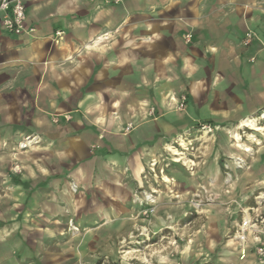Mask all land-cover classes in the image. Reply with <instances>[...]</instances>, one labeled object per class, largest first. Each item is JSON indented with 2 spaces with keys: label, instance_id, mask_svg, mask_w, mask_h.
Wrapping results in <instances>:
<instances>
[{
  "label": "crops",
  "instance_id": "0c3cea01",
  "mask_svg": "<svg viewBox=\"0 0 264 264\" xmlns=\"http://www.w3.org/2000/svg\"><path fill=\"white\" fill-rule=\"evenodd\" d=\"M26 17L31 34L0 17V264H110L163 222L135 198L164 143L264 108V0H29Z\"/></svg>",
  "mask_w": 264,
  "mask_h": 264
},
{
  "label": "rangeland",
  "instance_id": "374dc122",
  "mask_svg": "<svg viewBox=\"0 0 264 264\" xmlns=\"http://www.w3.org/2000/svg\"><path fill=\"white\" fill-rule=\"evenodd\" d=\"M109 40L111 35L94 45H105ZM90 44L84 49L94 47ZM184 109L185 106L177 107L179 111ZM247 118L255 119L263 129L239 128L240 120L198 122L164 143L148 162L149 166L154 158L158 161V178L145 177L150 187L141 188L135 198L142 206L137 217L145 219L157 212L163 222L149 231L138 227L110 264H121L122 260L125 264H264V108L243 119ZM202 124L213 130L208 134L200 132ZM235 130L251 148L250 153L236 146L231 136ZM251 134L256 141L250 139ZM181 135L188 138L184 139L183 148L176 145L168 151L172 141L179 140ZM189 143L193 150L191 146L184 149ZM189 157L196 159L193 169ZM237 157L245 159L242 167L236 166ZM152 190L156 193L152 194ZM147 194L154 195V204L147 203ZM144 195L147 202H143ZM250 220L247 242L242 246L238 231L244 221ZM69 225L73 232L77 231L71 221Z\"/></svg>",
  "mask_w": 264,
  "mask_h": 264
},
{
  "label": "built area",
  "instance_id": "2783aa9c",
  "mask_svg": "<svg viewBox=\"0 0 264 264\" xmlns=\"http://www.w3.org/2000/svg\"><path fill=\"white\" fill-rule=\"evenodd\" d=\"M29 0H0V17L2 20V25L3 28L9 32V33H13V34H23V33H27V34H31L35 31V27L33 26H28L26 25V2ZM111 0H107V2H109ZM116 3H118L120 0H112ZM107 36V35H106ZM192 33L189 32L185 35V40L187 42H190L192 39ZM64 37H65V32L63 30H56L53 36V42L56 45H61L64 41ZM257 37V34L252 31V30H248L242 40L243 45L248 46L252 43L253 39ZM250 62H254L255 61V57L252 56L249 59ZM185 96L181 97V100L178 103V108L179 109H183L185 106ZM70 116H67V118H69ZM133 128V125L130 123L127 125V130H131ZM212 127L210 125L207 124H202L199 127V131L205 133H209L210 131H212ZM242 136V135H241ZM185 140H188V138H186L184 135L180 136V141L182 140V142H180L179 140H174L171 143L170 148H168V151H173L172 148H176L177 147H182L183 145H185ZM243 139V138H242ZM39 138L38 136L35 135H28L26 136L20 143H19V148L22 150L28 149L32 146H34L35 144H37L39 142ZM191 146V149L193 150L194 147L192 146L191 143H189V145H187L186 148L184 149H189ZM250 148V147H248ZM176 150V149H175ZM177 151V150H176ZM243 151L245 153H250V150H244ZM183 153V152H181ZM178 153H176L177 155ZM190 167L193 169L196 166V159L194 157H189L187 158ZM179 161V160H176ZM157 164L158 161L154 158L151 162L150 165L148 166V170L145 173V177H156L158 178V172H157ZM235 164L237 167H242L245 164V159L243 157H237L235 159ZM164 168L160 169L159 172H163ZM73 187V186H72ZM77 186L73 189L74 191H76ZM154 190H152V194H155L156 192H153ZM145 194L147 193L146 191L144 192ZM143 202H147L145 200V195H144V200ZM150 204H154L155 202H147ZM252 224V220L250 221H244L242 226L240 227L239 231H238V242L240 245L245 246L246 242H247V232L250 228ZM78 228L75 227L74 230ZM243 251H245V248L243 249Z\"/></svg>",
  "mask_w": 264,
  "mask_h": 264
},
{
  "label": "bare ground",
  "instance_id": "6f19581e",
  "mask_svg": "<svg viewBox=\"0 0 264 264\" xmlns=\"http://www.w3.org/2000/svg\"><path fill=\"white\" fill-rule=\"evenodd\" d=\"M103 38H104V36H103V37H98V38L94 39L93 41H91L90 46H93L95 43L101 41ZM88 46H89V45H88ZM242 126L250 127V128H252V129H254V130H262V129H263L262 127L258 126V125L256 124V122H255V119H252V118L244 119V120L242 121V123L240 124L239 128H241ZM231 136L235 139V141H236V146H237L238 148H240V149H244V150H245V149H246V150H250V148H248L247 145L244 144V143L242 142V140H243V139H242V136H241V134H240L237 130L233 131ZM249 137H250V139H252V140H254V141L257 140V138L255 137L254 134H251ZM172 150H173V149H172ZM174 151H175V153H177L176 150H174ZM165 179H166L167 182L170 180L169 178H165ZM73 187L75 188L76 185H74ZM74 188H73V189H74ZM146 198H147V200L150 201V202H155V200H156V198H155L154 195H152V194H147ZM75 230H77V229H75Z\"/></svg>",
  "mask_w": 264,
  "mask_h": 264
}]
</instances>
